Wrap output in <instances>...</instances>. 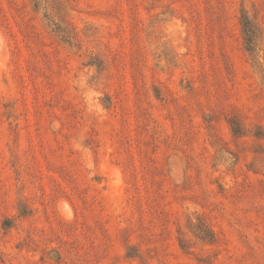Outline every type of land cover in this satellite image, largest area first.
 I'll return each mask as SVG.
<instances>
[{
    "label": "rangeland",
    "instance_id": "obj_1",
    "mask_svg": "<svg viewBox=\"0 0 264 264\" xmlns=\"http://www.w3.org/2000/svg\"><path fill=\"white\" fill-rule=\"evenodd\" d=\"M0 264H264V0H0Z\"/></svg>",
    "mask_w": 264,
    "mask_h": 264
},
{
    "label": "trees",
    "instance_id": "obj_2",
    "mask_svg": "<svg viewBox=\"0 0 264 264\" xmlns=\"http://www.w3.org/2000/svg\"><path fill=\"white\" fill-rule=\"evenodd\" d=\"M245 23V22H244ZM245 25V24H244Z\"/></svg>",
    "mask_w": 264,
    "mask_h": 264
}]
</instances>
